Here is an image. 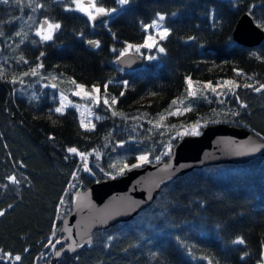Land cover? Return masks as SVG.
Masks as SVG:
<instances>
[{
  "label": "trees",
  "instance_id": "trees-1",
  "mask_svg": "<svg viewBox=\"0 0 264 264\" xmlns=\"http://www.w3.org/2000/svg\"><path fill=\"white\" fill-rule=\"evenodd\" d=\"M29 3L0 4V211L5 213L0 216V256L11 254L0 264H261L264 157L179 176L130 221L94 232L78 255L57 262L51 257L59 248L60 219L73 193L105 179L99 171L113 173L139 155L150 162L165 160L173 136L198 123L241 126L264 139V90L244 86L264 84V38L251 48L231 39L244 13L264 31V0H130L124 6L96 0L98 7L116 11L95 25L77 11H64L65 5L73 7L68 0H35L44 5L35 12ZM157 13L165 14L163 25L170 29L159 42L165 51L139 69L118 68L115 58L128 44L143 43V25ZM45 18L61 24L50 41L35 35ZM89 41L99 47H88ZM37 65L43 66L32 75ZM60 75L98 87L109 102L116 98L111 112L97 110L104 117L94 130L82 129L71 108L63 115L54 112L57 92L42 84ZM186 77L201 94L188 95ZM227 80L239 87L226 97L202 87ZM175 107L184 111L169 114ZM69 147L91 153L89 166L69 154ZM84 165L89 171H82ZM12 175L18 184L8 181ZM63 206L67 209L60 212ZM237 237L245 245L233 244ZM244 252L248 255L242 260Z\"/></svg>",
  "mask_w": 264,
  "mask_h": 264
},
{
  "label": "water",
  "instance_id": "water-1",
  "mask_svg": "<svg viewBox=\"0 0 264 264\" xmlns=\"http://www.w3.org/2000/svg\"><path fill=\"white\" fill-rule=\"evenodd\" d=\"M103 20L105 15H99L90 22L95 25ZM263 38L264 31L247 13L237 19L231 32L234 43L248 48L257 46ZM87 46L94 47L89 43ZM114 63L124 71L143 66V60L132 52L119 55ZM258 157H264V139L260 136L228 123L206 124L199 134L176 140L165 160L146 163L76 190L69 212L60 219L59 248L54 250L51 260L76 256L89 245L94 232L130 221L153 202L161 188L179 176L212 165L244 164ZM70 245L75 247L74 251L68 250ZM61 248L64 249L61 255L55 256V251Z\"/></svg>",
  "mask_w": 264,
  "mask_h": 264
},
{
  "label": "snow or ice",
  "instance_id": "snow-or-ice-1",
  "mask_svg": "<svg viewBox=\"0 0 264 264\" xmlns=\"http://www.w3.org/2000/svg\"><path fill=\"white\" fill-rule=\"evenodd\" d=\"M15 2L17 4H19L21 2V0H15ZM53 2L58 3V4H64V0H53ZM129 2H130V0H116V3L119 4L120 6L127 5V4H129ZM8 3H9V0H0V4L7 5ZM68 3L71 5H74L75 7H69V6L65 5L64 11H68V12L79 11V12L83 13L84 15H86L90 21L96 20L97 16H99V15H109L111 12L116 11V9L106 10L104 7H98L96 0H87V3H85V0H68ZM33 4H34V6H33ZM29 7H31V10L33 12H35L38 8H44V5L43 4H35V0H30ZM173 15H175V13H173ZM165 18H166L165 14L157 13L156 19H154L151 24L143 25L144 32L147 33V32H149L150 29H155L156 30L155 35H151V34L147 35V37L144 39L143 44H140V45L128 44L127 47L124 49V51L120 53V55L123 56L126 53H128L129 50H132V49H134L137 53H139L141 48L152 49L154 47H157L158 51L160 53H163L165 51V49L163 47L158 46V40L159 41L165 40L170 35V29L163 26V21L165 20ZM29 19H31V17H29ZM60 29H61L60 23L52 22L48 18H45L40 22L37 30L35 31V35L40 38V41H50L53 39L54 33ZM16 35L20 36L21 33L17 32ZM2 36H4V33H3V31H0V37H2ZM189 39H194V37H190ZM34 43H35V41H34ZM88 43L94 47H99V43L97 41H89ZM40 55L43 56L44 55L43 52ZM154 58L155 57H149V59H154ZM21 59L23 60V57H21ZM24 62L27 63V61H24ZM42 66L43 65H37L36 68L32 69L31 74L35 75L38 68H40ZM28 74L29 73L26 72L24 75H28ZM236 74H237V76L242 75V73L239 71H237ZM0 75H2V73H0ZM52 79H56V77H52ZM249 79H251V77H249ZM12 82L15 83V79H13ZM70 82L73 85H75L76 91L73 93L74 95L86 97V98L92 100L93 102H97V103L99 102V96L96 95L100 92V89L98 87L93 86L91 92H89V91H86V89L83 85L77 84L74 80H72ZM186 83L188 85V88L186 89L188 95L193 96V97L196 96L197 91H199V89H194L193 81L191 80L190 77H186ZM223 84L225 86H230L228 89L229 91H231L233 88L239 87V85L234 80L224 81ZM244 86L245 87H252L253 90L256 92H260L261 90H264V84H261L259 87H254L253 85H249V84H245ZM52 87H55V85H52ZM202 87L204 89H211V91L213 93L217 92V88L213 87L211 82L204 84ZM105 88H107V85H105ZM121 95H123V93H121ZM65 99L66 98L62 97L60 107H57L55 109L56 113H59L61 115L64 114V108L66 107V104L64 103ZM237 99H238V97H237ZM103 102L105 105L109 104V101L107 98H105ZM111 103L112 104L117 103V100L115 97H112ZM177 103H178L177 100L172 101L173 105H176ZM179 103H183V101H179ZM241 107H245V105L241 104ZM186 110L190 111L191 108L188 107V108H186ZM172 114H175V113H172ZM113 115H122V114L113 112ZM81 116H82V118L80 120V127L83 128L85 131L94 130L95 125L91 124L90 121L86 124L85 119L83 118L84 114L81 113ZM97 119H99V117H97ZM161 119H163V116L161 117ZM50 139H53V137H50ZM252 150L255 151L256 149H252ZM67 152L69 154L79 155V156H81L82 159L86 160V155L84 153H80L78 151V149L75 147H69L67 149ZM147 159H148L147 156H143V155L138 157V160L141 163L146 162ZM157 159H159V157ZM139 166H140L139 164L132 165V167H139ZM21 167H23V165H21ZM125 167H127V165H125ZM84 170L89 171V169L87 168L86 165H85ZM121 171H123V169H121ZM7 179L11 184H18L19 183V180H17L15 175L9 176V177H7ZM5 187H6V185H5ZM61 203H63V201H61ZM9 207H11V205ZM4 214L5 213L3 211H0V216H3ZM216 227H217V229H219L220 226L217 225ZM108 239L111 240V239H113V237H109ZM179 239L180 238L177 237L178 241H179ZM49 243H51V241H49ZM56 243H60V241H56ZM73 243H75V242H73ZM88 243L91 244V241L89 240ZM232 243L235 245H245L246 242H245L243 237H237L236 239H234L232 241ZM262 243H264V242H262ZM52 247L55 248V244H53ZM63 250L64 249L61 248L60 250L55 251V256L59 257ZM68 250L74 251L75 247L70 245ZM189 255H191V250H189ZM247 255H248V253L244 252V255L241 257V259L243 260L244 257ZM5 257L10 258L11 254L10 253H3V255L0 256V259H4ZM202 259H205V258L202 257ZM14 260L17 262L20 261L21 256L16 255L14 257ZM208 264H212V261L208 260ZM261 264H264V258H262Z\"/></svg>",
  "mask_w": 264,
  "mask_h": 264
},
{
  "label": "rangeland",
  "instance_id": "rangeland-1",
  "mask_svg": "<svg viewBox=\"0 0 264 264\" xmlns=\"http://www.w3.org/2000/svg\"><path fill=\"white\" fill-rule=\"evenodd\" d=\"M87 1V0H85ZM73 7H75L73 5ZM79 12V11H77ZM81 13V12H79ZM82 15H84L83 13H81ZM86 16V15H84ZM87 17V16H86ZM88 18V17H87ZM156 19V17H155ZM152 21L149 23L151 24ZM39 26V25H38ZM37 26V28H38ZM164 26V25H163ZM36 28V30H37ZM144 31V30H143ZM156 33V30L155 29H150L149 32H144L145 34V37L144 39L147 37V35L151 34V35H155ZM163 41V40H162ZM144 42V41H143ZM159 40H158V46H159ZM143 44V43H142ZM127 46H125L122 50V52L124 51V49L126 48ZM160 47V46H159ZM129 52H132V53H135L136 55H138L140 58L143 59L144 62H151V61H157L158 58H159V55L161 54L159 51H158V48L157 47H154L152 49H147V48H141L140 52L137 53L134 49L132 50H129ZM149 57H155L154 59H149ZM51 82L49 81L48 83L45 82L44 84H42V87L45 88V87H49L51 89H54L56 90L57 92V101H58V104L57 106L54 108V112H55V109L57 107H60V104H61V101H62V97L66 98L64 100V103L66 104V107L64 108V111L66 109H73L77 116H78V119H79V122L82 118L81 116V113L84 114V119H85V123L87 124L89 121L91 122V124H95V122H97L98 120L102 119L104 116H101L100 114L97 113V110H100V107H102V109H105L106 111L108 112H111V102H109L108 105H105L104 104V99L100 93L96 94L99 96V102H93L92 100L86 98V97H82V96H77V95H74L73 93L76 91L75 89V85H73L70 81H72L71 78L67 77L66 75H60V76H57L56 79H52V77L50 78ZM224 81L220 82V83H217L216 85H214L213 87H216L217 88V93L216 96H219L218 93H221L220 95L226 97L229 93H231V91H229V87L230 86H225L223 84ZM78 84V83H77ZM52 85H55V87H52ZM81 85V84H80ZM84 86V85H83ZM197 85H194V89H197L198 87H196ZM86 91H89L91 92L92 88L93 87H86L84 86ZM202 91V90H201ZM201 91L198 92V94L202 93ZM223 93V94H222ZM179 110V111H178ZM184 110L181 109V108H178V107H175L171 112H169V114L171 115H177L179 113H182ZM56 113V112H55ZM172 113H175V114H172ZM59 114V113H57ZM97 117H99V119H97ZM206 124L204 123H198V124H194V125H191V126H188V127H185V128H182L180 129L174 136H173V140L176 141L178 140L179 138L185 136V135H196V134H199L200 131H201V128L203 126H205ZM83 129V128H82ZM174 144V143H173ZM173 144H170L168 146H166V149L163 153V156L165 155H169L170 153V148L172 147ZM90 154H87L86 155V164L89 166V164L91 163L90 162ZM139 156H142V155H139ZM136 158V161L132 164H122L121 167L119 169H117L115 172L111 173V172H102V171H99L100 173H102L104 175L105 178H114V177H117V176H120L122 175L125 171L127 170H130V169H134V168H138V167H132V165H135V164H139L141 167L142 165L146 164V163H149V159H147L146 162H143L141 163L139 160H138V157ZM143 156H146V155H143ZM148 158V157H147ZM95 165V164H94ZM125 165H127V167H125ZM84 166H82V171H84ZM96 169L98 168L97 165L94 166ZM121 169H123V171H121ZM64 206L68 205L65 203H63ZM62 207L60 209V212H64L67 207ZM52 252V251H51ZM54 252V251H53ZM52 252V253H53ZM37 264H42V263H37Z\"/></svg>",
  "mask_w": 264,
  "mask_h": 264
}]
</instances>
